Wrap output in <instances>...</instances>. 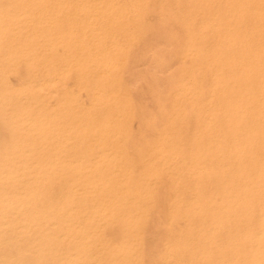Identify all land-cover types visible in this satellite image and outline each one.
<instances>
[{
  "label": "bare ground",
  "instance_id": "6f19581e",
  "mask_svg": "<svg viewBox=\"0 0 264 264\" xmlns=\"http://www.w3.org/2000/svg\"><path fill=\"white\" fill-rule=\"evenodd\" d=\"M17 67L0 89V207L32 210L57 184L43 206L75 219L72 240L123 209V243L146 206L126 209L140 194L117 197L125 181L168 176L185 203L155 212L184 223L189 264H264V0H0V76ZM98 176L120 179L115 197Z\"/></svg>",
  "mask_w": 264,
  "mask_h": 264
},
{
  "label": "rangeland",
  "instance_id": "374dc122",
  "mask_svg": "<svg viewBox=\"0 0 264 264\" xmlns=\"http://www.w3.org/2000/svg\"><path fill=\"white\" fill-rule=\"evenodd\" d=\"M138 60L140 62V59H138ZM136 63L137 62L135 61L134 62V65ZM135 66L137 67V69L140 67V65L138 63ZM23 71H24V68L23 67H17L16 70H15V72H13V69L11 68V71H9L8 73H6L8 75V77H7L6 74L4 75V77L0 76V78H1L0 81L2 80V83H0V89L2 87H4V86H8V85L10 87L13 83H16V81H18L17 80L18 77L20 78L25 73V71L24 72ZM10 72H12V73H10ZM18 72L20 74H18ZM9 74H11V75H9ZM12 77L14 79L13 80L14 82L11 79ZM9 87H7V88H9ZM9 95H10L9 93H6V96H9ZM5 118H6V116H4L2 114V111H1V108H0V120H1L0 121V138H1L0 140H2V139L3 140L4 139L7 140V138H8V132H7V130L5 128H3V125L1 124V123H4L5 122V121L3 122V120ZM124 160H127V162L130 161L129 164L132 165V166H140L139 165L140 162L138 164V159H129V160L128 159H124ZM127 162L125 163V161H123V162H118L116 164H117L118 167H120V166H125L127 164ZM133 177H135V179H138V178H136V176H132L130 178L133 182L128 181L130 179H127L125 182L126 183L129 182L128 184L130 185V187H129V185L125 184V185H127V187L124 188L125 189L124 192H122V189H121V185L120 184H122V182L121 183L119 182L120 179H109V177H107V176H103L102 178H100L98 176V177L92 178L90 182L91 183H94L96 185H99V184L101 185L102 184L101 186L102 187L104 186V188H105V189H103L104 190L103 193L109 192V193L112 194V197H115V194H116L115 191H117V190L119 191L120 189L121 190L118 192L119 194L118 195L116 194L117 197H119V195L121 197L123 194L124 195H132V196H136V195L140 194V197H138L134 202L128 201L127 202V207H126V209H129V208L130 209L131 208L132 209H134V208L139 209L140 208V205L139 204H142V202H145L144 204L146 205V206H143L142 205L143 207H145V212L142 213V217L139 218V223H138L137 227L136 228L134 227L135 229H137V232H134V234H135L133 236V239L134 240H127L126 242H123L122 241L123 243H121V240H122L121 237L122 236H121L120 229L117 226V225H119V224H117V222H119L118 221L119 218L123 214H125V212H124L123 209H121V210H119L117 212L115 211L113 213V215H111L110 218L108 219L107 224H105V223L100 224L101 221L99 222L98 220L93 219L92 222L90 223V225L89 224L84 225V228L81 229L80 236H79V238H77L78 240H76V239H73L72 240V238H70L69 235L73 231V229H71V225H72V221H73L74 218L68 216L66 210L60 209L57 206H43L44 203L46 202V198H53L56 195L59 197V195H60V192H59L60 188H58L59 185L56 184V185H54L56 187V189L54 187H51L50 191H46V189L44 190V192L42 193V195H40L41 197L44 196V202H43V204L42 205L40 204L39 206L34 207L32 210H30V209L28 210V209L24 208L21 211L16 212V214H15L14 213L15 211H13L11 209L0 207V220H1V222H0V250H1L0 251V264H10V263L11 264H34V263L35 264H70V263H68V262H70L68 259H74V260H76V262H74V263L72 262L73 264H79V263H81V264H105L106 263L107 264L106 261H108L109 264H143L144 262H147V263H144V264H148V261L151 264H155V262H157L156 264H182V263L183 264L184 263H186V264L188 263L189 264V256L186 253V250L185 249H183L184 251L182 249L180 251H176L175 250L176 247H179L180 246L179 248H183L187 244L186 239L184 238L183 234H181V233H184V230H185V225H184L183 221H181L183 224H181L180 221H178V222H175V223H171L170 225H169L168 221H167V223H166V221H164V220H166L169 217L168 216L169 213L168 214L166 213V211H169L166 208V206H167L168 209H169V204H170L169 203L170 201H168L169 199H173V197H177L179 199H182V200H179V201H180V204L182 203V205H184L185 198L184 199L182 198V197H184V193L181 192V190H183V184L179 183L178 184L179 187H180V185H182L179 188L176 184L175 185L173 184L174 183L173 182L174 180H172V178H170L168 176H165V177L163 176L162 179H161V177L158 178L159 181L156 180V184L155 185L153 184L155 181H152L151 182V180H149V179H142V182L144 181V184L146 185L145 186L144 184H141L142 182L139 183L141 179H139L138 182H135V179ZM166 177H168V178H166ZM96 178H98V179H96ZM163 178H166L167 180L164 179V180H166L164 182ZM168 179H170L169 182H168ZM105 180H106V182H105ZM160 180L161 181L163 180V181L161 182ZM100 181H102V182H100ZM115 181H117V182H115ZM166 182H167V184H166ZM86 183H87V181H86ZM138 183H139L140 186L138 185ZM147 183L149 185H147ZM133 184L136 185V186H132L131 187V185H133ZM160 184H161V186H166V187H162V188H164V190L161 189V192L164 191L163 195H164L165 198L162 196V194L160 195V190H159L160 189L159 187H161ZM168 184L169 185L171 184V185L169 186ZM61 185H60V187H61ZM142 185L145 186V189L142 188V187H144ZM158 185H159V187L156 188V186H158ZM176 186H177V188H176ZM174 187H175V189H172ZM62 188H64V186H62L61 189ZM165 188H167V192L169 190V192L166 193V194H165V191H166ZM176 189H178V190H176ZM56 190H58L57 191L58 194L56 193ZM141 190H142V192H141ZM53 191L55 193H53ZM60 191H63V190H60ZM172 191L173 192L176 191V194H174V196H171L170 195ZM130 192H132V194ZM177 192H180V194H177ZM94 193H95L94 195L99 194L97 192V190H95ZM134 193H138V194H134ZM167 195L170 196V197H168ZM89 196H91V195H89ZM156 196L158 198L160 197L159 198L160 200L163 197L164 199L162 201H160V202H163V201L164 202L163 203H159V200H157V197ZM178 196H181V197H178ZM80 198L82 199V196L81 195H80ZM166 198H169V199H167L165 201ZM91 199L92 200L89 203H94L95 200H96V198H93V197H91ZM112 199H114V198H112ZM79 202L81 204H83V199L80 200ZM165 203H166V205H165ZM153 204H155V206H156V204H157V206H159V205L160 206L159 207H154ZM161 204H162V206H161ZM163 206L165 207L164 209L162 208ZM155 208H157L156 210H161V208H162L161 211L164 210L163 211L164 212L163 215H165V218L166 219L164 218V216H163V218H161L162 217L161 216L162 214H160L161 211H157L158 213L156 214ZM152 211H153V214H152ZM19 213H20V215H19ZM165 213L167 214V216H166ZM31 214H32V216H30ZM154 214L156 215L155 216L156 219H154L155 217L154 218H151V215L153 216ZM157 215L159 217H157ZM21 216H24V217H21ZM149 217L152 220L149 219ZM145 219L147 221H145ZM148 219L151 220L150 221L151 223L149 222ZM159 221H164V222L161 223V226H160V222ZM35 222H36V224H35ZM49 222H50V224H49ZM93 222H94V225H93ZM155 222H158V223H155ZM2 223H3V226H2ZM33 223H34V225H33ZM70 223H71V225H70ZM147 223H149L151 226L148 225ZM103 224H105V225H103ZM67 225H69V227H67ZM182 225H184V229H183ZM156 226H158V227L155 228ZM178 226H180L181 228L178 227ZM106 227H108V228H106ZM114 227H116L118 230L116 228H114ZM151 227H152V229H151ZM110 228H111V230H109ZM105 229L107 230V233L109 235L106 233V231L104 233V230ZM162 229H165V230L163 231ZM33 230H35V232ZM158 230L159 231L161 230V231L159 232ZM173 230H174V232H173ZM15 231H16V233H15ZM146 231H147V235L145 233ZM152 231H154V232H152ZM155 232H157V233H155ZM172 233H173V235H170ZM175 233L177 235H175ZM34 234H35V237H34ZM105 234H107L108 236H106ZM67 235H68L69 238L67 237ZM103 235L105 236V239H104ZM145 235H146V237H145ZM151 235H152V238H150ZM155 235H157L158 237L153 238ZM164 235H165V237L168 235L167 236L168 238L167 237L165 238ZM169 235H170V237H169ZM113 237H115V239ZM171 237L172 238H175V239H172V241L170 239V241H168L167 239H169ZM91 238H94V239H91ZM164 238H165V241L167 240L168 243L164 242V240H163ZM221 238L222 237L219 236L218 237V241H221L222 242V239ZM102 239H103V241H102ZM107 239H108V241H107ZM112 239H113V241H112L113 243L110 241ZM26 240H27V242H26ZM56 240H58V241H56ZM71 240H72V242H70ZM146 240H148V242ZM149 240H151V242ZM116 241L118 243L120 242L121 244H118ZM174 241H175V243H174ZM178 241H179V245H178ZM181 241H182V243H181ZM10 242L12 244H9ZM104 242H105V244H104ZM145 242L147 244H145ZM23 243H24V245H23ZM59 243H60V245H59ZM153 243H154V245H153ZM6 244H7V247L10 248L9 250L6 247ZM35 244H36V246H35ZM71 244H73L74 246L71 245ZM108 244L110 245V247H106L105 246V245L109 246ZM144 244H145L146 248H145ZM157 244H159V245H157ZM161 244H163V245L160 248ZM53 245L55 246L54 248H53ZM167 245H169V247L171 249ZM165 246H166V248H165ZM37 247H38V249H37ZM111 247H112V249L115 247V249L111 250ZM120 247H121V249H120ZM12 248H13V251L11 250ZM58 248H60V249H58ZM144 248L146 250H144ZM155 248H158V249L156 250ZM5 249H7V252L5 251ZM35 249H36V251H35ZM106 250L111 251V253L110 252H107ZM164 250H167V251H164ZM174 250H175V253L173 254L172 252H174ZM10 251H12V253ZM15 251H17V252H15ZM181 251H183V252H181ZM60 252L62 254H60ZM153 252H155V253H153ZM167 252H169L168 256H166L167 255ZM22 253L25 254L24 259H23V256L24 255ZM163 253L164 254L166 253V254L164 255ZM176 253L177 254L179 253V254L176 255ZM10 254H15V255H10ZM26 254H28V255H26ZM16 255H19V256L17 257ZM37 255H38V257H37ZM46 255H48V256H46ZM143 255H145L146 258ZM163 255L166 258L165 257L163 258L162 257ZM29 256H30V258H29ZM32 256H35L38 259H36L34 257L31 258ZM148 256H150V257H148ZM181 256H183L184 258L181 257ZM26 257H27V259H25ZM148 258H150V259L152 258L155 262H152L153 260L151 261L150 259L148 260ZM161 258H163V259H161ZM56 259L59 260V261H57ZM157 259H158V261H157ZM17 260H19V261H17ZM36 260H37V262H35ZM64 260H66V261H64ZM141 261H142V263H141ZM169 261H170V263H169Z\"/></svg>",
  "mask_w": 264,
  "mask_h": 264
}]
</instances>
